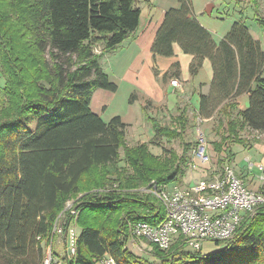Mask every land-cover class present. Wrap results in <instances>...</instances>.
<instances>
[{
	"label": "trees",
	"instance_id": "1",
	"mask_svg": "<svg viewBox=\"0 0 264 264\" xmlns=\"http://www.w3.org/2000/svg\"><path fill=\"white\" fill-rule=\"evenodd\" d=\"M178 2L165 11L151 51L171 56L178 44L193 56V76L204 59L210 62L209 92L199 94L198 112L210 118L220 111L227 118L228 138L243 126L264 131L260 42L238 21L215 42L195 18L191 0ZM143 7L151 8V0H0V264H41L60 213L67 223L81 227L76 254L64 258V264H94L104 254L117 264H155L125 248L121 219L152 225L163 219L162 205L136 188L151 180L167 184L178 179L184 155H165L162 149L163 158H158L147 143L128 146L127 125L120 117L103 122L89 107L96 89L116 90L100 60L137 28ZM256 20L264 26V18ZM17 35L21 40L27 35L31 42L19 43ZM96 46H102L99 53L93 51ZM29 47L40 54L35 67L23 55ZM244 94L247 106L241 109L237 99ZM133 98L132 93L129 102ZM186 110L180 108L174 118L180 127L187 122ZM151 120L155 134L179 135ZM122 148L128 168L118 165ZM96 188L109 190L91 191ZM78 194L72 214L64 209L65 202ZM260 208L242 221L222 251L208 257L210 262L222 260L227 250L234 252V261L264 262ZM153 248L158 264H203L184 249L163 254Z\"/></svg>",
	"mask_w": 264,
	"mask_h": 264
},
{
	"label": "crops",
	"instance_id": "2",
	"mask_svg": "<svg viewBox=\"0 0 264 264\" xmlns=\"http://www.w3.org/2000/svg\"><path fill=\"white\" fill-rule=\"evenodd\" d=\"M253 1L254 0H250V2ZM191 3L195 18L205 29L209 31L215 42H219L230 26L234 22L238 21L243 22L250 35L262 44L257 35L259 34V30L264 28V26L259 24L256 20L257 15H254L253 17H246L243 15V17L241 16V19L238 18L239 20H234L235 18H233V15L228 14V11H226L228 0H191ZM151 4V8H143V16L141 17L137 28L131 32L130 35L115 50L106 53L102 57V59L109 57L108 66L105 67L102 64V59L100 60L103 71L108 75L109 80L116 84L117 88L114 92L101 88L96 89L90 99V110L103 122H108L112 117L119 116L121 121L127 125L125 129L131 128L129 130L131 132L140 131L139 129L145 126H147V129L153 130L151 118H153L156 122H159L157 121L158 119L154 118L143 107L144 104L142 101L144 100L147 101L154 109H164L167 107L169 112L172 107H175L174 109H176L177 112L180 108L186 107V117L188 115L187 112L191 110L195 112L194 116H197V119H199L197 124H199L200 121L206 122L212 117H202L198 112V108L199 94H208L209 92V84L212 78L210 62L207 59H204L201 64V68L193 76L189 70L193 56L183 53L178 44H173V55L171 56L153 54L151 51V45L156 31L162 22L163 15L166 10L170 8H177L179 2L178 0H151ZM173 78L178 79L180 82L179 87H174L170 84V80ZM3 82L4 80L2 83ZM123 83L129 88L128 98H123L124 101L126 100V106L123 103L122 110L113 109L109 111L110 107L117 104V95L120 86ZM132 93L134 94V98L132 102H129V97ZM237 101L239 103V108H245L247 106V95L244 94L238 97ZM147 116L150 117L149 120ZM177 116L178 113L175 117ZM172 121L173 124L168 126L178 131L176 128L178 124L175 123L174 119ZM201 125H203V123ZM161 126L166 125L162 124ZM226 129L227 128L225 126V130L222 132L225 135L220 137V140L215 144L217 151L211 148L210 145L207 147L210 155V161L208 163H198L196 169H190L187 163L190 158L191 148L187 155L188 157L184 154L185 163L181 165V174L175 182H178L182 186H187L205 175L211 176L220 174L224 165L222 163L220 165L217 160H214V154H216L220 160L221 158H225V156H227L224 152L227 151L230 157L225 159V162L223 163L230 164L235 172L244 179L248 189H259L261 186L260 175L262 174V170L257 166L260 165L264 168V158H258V156H256L257 154H253L251 150L252 148L247 149L245 147L247 151H251L252 156L259 159L257 160L258 162L252 163L250 162L251 157L246 156L245 158L248 162L246 172H244L242 168L235 166L234 157L223 142L224 139L228 138ZM124 133H126V130H124ZM140 143L146 142L141 141ZM236 143L239 145L241 144L240 142ZM147 145L149 152L153 156L163 158L164 154L160 148H157L156 146L150 148L148 143ZM242 147L244 148V146ZM187 152L188 150L185 153ZM253 168L257 169L256 175L250 173V170ZM80 231L78 232V235ZM131 241L129 240V237H127L125 240V247L135 255L145 259H147V257H145L143 253L152 252L156 255L153 246L151 247V245L140 241L141 244L144 245H140V248L139 245L136 246L133 243L134 241ZM127 242H129V245H127ZM180 245V239H174L170 248H172V250H176L180 248ZM54 248L56 249V247ZM56 252L59 255H62L63 246L60 251L56 250ZM94 264L103 263L94 259Z\"/></svg>",
	"mask_w": 264,
	"mask_h": 264
},
{
	"label": "built area",
	"instance_id": "3",
	"mask_svg": "<svg viewBox=\"0 0 264 264\" xmlns=\"http://www.w3.org/2000/svg\"><path fill=\"white\" fill-rule=\"evenodd\" d=\"M170 84L180 86L177 78L171 79ZM195 129V142L187 163L190 169H196L197 163L210 161L205 134L198 127ZM257 167L262 170L258 190L248 189L245 181L228 164L222 167L220 174L205 175L187 186L175 181L161 184L151 180L144 190L162 205L164 217L154 225L145 221L134 222L133 236L160 250H168L174 239H180L185 248L195 250H199L204 241L230 239L246 215L259 207L264 208V168ZM64 209L75 213L70 205ZM55 238L63 243L62 255L54 248ZM77 238L75 225L67 223L63 213L58 214L41 264H63L64 258L72 259L76 254ZM97 260L103 264H117L110 255Z\"/></svg>",
	"mask_w": 264,
	"mask_h": 264
},
{
	"label": "rangeland",
	"instance_id": "4",
	"mask_svg": "<svg viewBox=\"0 0 264 264\" xmlns=\"http://www.w3.org/2000/svg\"><path fill=\"white\" fill-rule=\"evenodd\" d=\"M223 9H225V8H223ZM226 11H228V14L233 15V18H235L234 20L241 19V16L243 17V15L246 17H253L254 15L255 16L257 15L259 17L264 18V0H256L253 2H250V0H228L227 6H226ZM27 35L22 40H21L20 36L17 35V37L19 38L18 42L19 43H21V42L30 43L31 40H30L29 36H27ZM257 36L259 37V40L262 43L261 46L264 49V28L259 30V34ZM22 46H23V48H25L27 45L22 44ZM101 49H102V46H96L93 49V51L96 50L94 53H97V52L99 53L101 51ZM24 53H23V55L31 60V62H32L31 66L32 67L37 66L40 54L34 48H31V47L27 48L24 51ZM42 56L44 59H48V55L46 53L43 54ZM108 60H109V57L102 59V64L105 67L108 66ZM71 61H72V63L76 62L75 56L71 57ZM75 64H77V63H75ZM28 80H29V78H27V81ZM2 81H3V77L0 75V88L3 85ZM128 96H129V88L127 87L126 84L123 83V84H121L118 95H117V104H115V106L113 105L112 107H110L109 111H111L113 109L122 110L123 109L122 104L124 103L126 106V100L124 101L123 98H125V97L128 98ZM142 102L144 104L143 107L146 109V111L149 112L154 118L158 119L157 120V121H159L158 123H160L161 125L162 124L166 125V126L173 124L172 120L174 119V117L178 113L177 110L174 109L175 107H172V109L169 112L167 107L164 109L163 108L154 109V108H152V106L149 105V103L147 101L144 100ZM5 105H7V101H5ZM194 113L195 112L191 111V110L187 112L188 122L185 125V127L184 126L180 127L179 125L178 126L176 125L177 126L176 128L178 129L179 135L174 137V138H167V137L159 135L157 133L155 134L154 128H153V130H150V129L146 128L147 126H145L141 129H139L140 131H132V132L129 131L131 128L130 129L126 128L125 129L126 133H124L125 142L127 141L126 143L128 146H135L136 144H139L141 141H145L146 143H148L150 145V148L156 146L157 148H160L161 150L164 149V151L166 152L165 155L173 154V155H176V157H178V156L180 157V156H183L185 154L187 156L190 148L192 149V147L194 146L195 137H196L195 136V134H196L195 128L198 127L205 134L207 147L210 145L211 148H213L217 151V147H215V144H216V142H218L220 140V137L225 135L222 132H223V130H225L227 118L223 114H221L220 111L217 110L213 114L212 118H210V120H207L206 122L200 121L199 124H197V121H199V119H197V116H194ZM219 121L220 122L222 121L221 126H219V124H218ZM202 123H203V125H201ZM240 141H242V143L240 145L238 143H236V142H240ZM223 142H224L225 146L229 149V152L234 157V165L237 166L238 168H242L244 172H246V170H247V163H248L246 158H245L246 156L251 157L250 162H252V163H256V162H258L257 160H259L255 156H252L251 151H247L245 149V147L247 149L252 148L251 150H252L253 154L254 155L257 154L256 156H258V158H261V159L264 158V131L258 132V131H254V130H251V129L243 126V127H240L239 130H237L236 134H234L233 136H231L227 139H224ZM241 145L244 146V148ZM187 150H188V152L185 153ZM119 152H120V161L118 162V165L121 167L124 166L125 168H128V166H127L128 163L124 160L123 148L120 149ZM162 152H163V150H162ZM224 152L226 153L227 156H225V158L220 159L222 162L218 159L216 154H214V156H215L214 160H217L220 165H221V163L223 165H225V163H223V162H225V159L230 157L228 155L227 151H224ZM207 153H208V148H207ZM228 165H230V164H228ZM256 170H257L256 168H253L250 170V173L256 175ZM146 184L147 183L140 184L139 187L136 188L137 191H140L141 193H143V195H144V193H147L144 190V188L146 187ZM108 190L109 189L96 188V189H93L91 191L94 193L95 192L101 193V192H105ZM80 196H81V194H78L77 196H70L67 199V201L65 202V205L66 206L70 205V207H72V205L77 201V199ZM147 200L148 199H145V201H147ZM69 202H71L72 204H68ZM156 202H158V201H156ZM261 209L262 208H260V207L257 208L253 213L246 215L244 217V219L248 216H252L255 212H257L258 210H261ZM121 220L124 221L123 226H125V228H126L125 230L127 231V237H129L130 241L131 240L134 241L133 243L136 246L139 245L140 248H141L140 245H143V244H141V242L146 243L148 245H151L147 241H145L143 239L135 238L133 236L131 229H132V225L134 223V220L133 221L126 220L124 217ZM241 224H242V222H241ZM76 225H75V230L78 233L81 230V227L79 224H76ZM234 235L228 240H231L234 237ZM226 241L227 240L218 241L219 243H216L215 241H204L201 244V247L199 250L192 249L188 246H186V248H185V246H183L181 244L180 248L177 250L184 249V250H187L188 252H190L191 254H197L201 258V261L203 262V264L204 263L205 264H244V261H234L233 256H232L234 254V252L232 250H227L226 254L223 255L222 260L210 262L211 260L208 257L219 252V251H222L224 249V247L226 246ZM127 245H129V242H127ZM62 246H63L62 243L58 242L57 239L55 238L54 247H56V250L60 251ZM152 246L153 245H151V247ZM159 251H160V249H159ZM170 251L172 252V248H169L168 250H161V252L163 254H168ZM143 254L145 255V257H147V259L151 263H155V264L159 263V258L154 253L151 252V253H143ZM246 262H248V261L246 260ZM175 264H179V263L176 262ZM254 264H264V262L263 261H257Z\"/></svg>",
	"mask_w": 264,
	"mask_h": 264
}]
</instances>
